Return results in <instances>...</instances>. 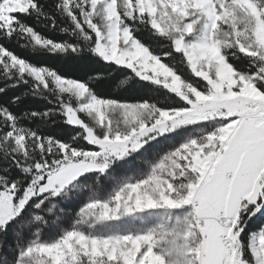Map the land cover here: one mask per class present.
I'll use <instances>...</instances> for the list:
<instances>
[{
    "label": "snow or ice",
    "instance_id": "6c2138e0",
    "mask_svg": "<svg viewBox=\"0 0 264 264\" xmlns=\"http://www.w3.org/2000/svg\"><path fill=\"white\" fill-rule=\"evenodd\" d=\"M0 264H264V0H0Z\"/></svg>",
    "mask_w": 264,
    "mask_h": 264
},
{
    "label": "trees",
    "instance_id": "16d2710c",
    "mask_svg": "<svg viewBox=\"0 0 264 264\" xmlns=\"http://www.w3.org/2000/svg\"><path fill=\"white\" fill-rule=\"evenodd\" d=\"M52 63H54V61Z\"/></svg>",
    "mask_w": 264,
    "mask_h": 264
}]
</instances>
